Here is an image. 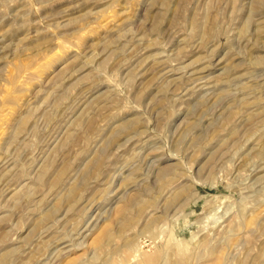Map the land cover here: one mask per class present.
<instances>
[{
  "label": "rangeland",
  "instance_id": "rangeland-1",
  "mask_svg": "<svg viewBox=\"0 0 264 264\" xmlns=\"http://www.w3.org/2000/svg\"><path fill=\"white\" fill-rule=\"evenodd\" d=\"M0 264H264V0H0Z\"/></svg>",
  "mask_w": 264,
  "mask_h": 264
},
{
  "label": "bare ground",
  "instance_id": "bare-ground-1",
  "mask_svg": "<svg viewBox=\"0 0 264 264\" xmlns=\"http://www.w3.org/2000/svg\"><path fill=\"white\" fill-rule=\"evenodd\" d=\"M100 240V239H99ZM97 244H99L98 242H97Z\"/></svg>",
  "mask_w": 264,
  "mask_h": 264
}]
</instances>
